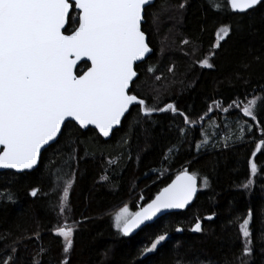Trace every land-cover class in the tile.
Returning <instances> with one entry per match:
<instances>
[{
    "label": "trees",
    "instance_id": "trees-1",
    "mask_svg": "<svg viewBox=\"0 0 264 264\" xmlns=\"http://www.w3.org/2000/svg\"><path fill=\"white\" fill-rule=\"evenodd\" d=\"M209 2L156 0L146 9L143 31L154 54L137 66L139 77L131 90L148 106L174 104L193 123L185 125L170 111L145 116L136 105L109 140L68 123L35 171L0 172V196L14 194L12 200L0 198V264L12 247V264H33L34 258L41 264H61L65 258L68 264H239L238 225L249 209L252 255L244 259L264 264V147L256 152L264 138V110L255 123L241 109L229 107L234 100L246 103L253 95L264 96V4L237 15L214 11ZM225 25L231 26L230 35L209 60L213 67H203L200 61L209 56L215 33ZM76 26L70 19L69 32ZM88 66L83 63L77 72ZM237 127L242 140L205 143L207 136ZM249 161L258 166L255 177ZM56 169L74 173L66 214L68 223H78L69 254L63 253V239L55 232L63 223L54 209L62 196L50 174ZM184 169L200 180V194L190 209L131 237L115 228L117 209L129 204L137 212ZM249 178L253 184L245 189L242 184ZM34 188L39 189L36 197L30 195ZM197 222L201 232L192 230ZM159 235L165 241L154 252H144Z\"/></svg>",
    "mask_w": 264,
    "mask_h": 264
},
{
    "label": "snow or ice",
    "instance_id": "snow-or-ice-1",
    "mask_svg": "<svg viewBox=\"0 0 264 264\" xmlns=\"http://www.w3.org/2000/svg\"><path fill=\"white\" fill-rule=\"evenodd\" d=\"M150 2L0 0V169H33L40 161L41 150L61 136L66 122L75 121L82 128L94 125L104 137H108L133 105L142 106L145 116L157 111H170L182 117L185 125L193 123L172 103L152 107L146 104L145 99L130 93L138 75L135 66L151 51L141 28L145 6ZM262 4L264 0H223V3L210 0L209 7L214 11L239 15L247 14ZM184 7L182 3L180 8ZM72 12H75V17L70 16ZM70 19H74L77 26L69 32ZM230 32V25L218 29L212 51L200 61L203 67H213L209 60L216 55L221 41ZM81 61L90 62V65L86 71L78 73L77 65ZM213 103L221 111L228 110L219 101ZM229 107L239 108L245 116L256 120L257 113L264 110V96L253 95L246 103L234 100ZM239 139L242 140L243 136ZM262 147L264 138L257 144L256 152H260ZM249 164L250 176L255 177L258 166L252 161ZM50 174L54 177V190L62 192L54 209H58L57 215L62 217L63 223L55 232L63 239V253L69 254L74 246L78 223H68L66 214L71 211L68 200L74 173L56 169L55 172L50 170ZM196 182V175L184 170L141 211L131 213L127 206L122 208L115 214V227L128 236L157 213L185 208L196 194ZM204 182L207 186V179ZM252 184L253 180L249 178L242 187L248 189ZM38 191L34 188L30 195L36 197ZM5 196L12 200L14 194L7 192ZM251 219L249 209L247 217L238 225L243 245L237 258L239 264H247L244 257L252 255ZM192 230L201 232V224L197 222ZM165 239V235H159L143 251L154 252ZM15 252L16 248L12 247L4 264H12ZM33 264H41V261L34 258ZM61 264H68L67 258ZM196 264L204 262L197 261Z\"/></svg>",
    "mask_w": 264,
    "mask_h": 264
},
{
    "label": "water",
    "instance_id": "water-1",
    "mask_svg": "<svg viewBox=\"0 0 264 264\" xmlns=\"http://www.w3.org/2000/svg\"><path fill=\"white\" fill-rule=\"evenodd\" d=\"M155 2H156V0H151L150 4L145 6V11H146V9H147L148 7L154 5ZM70 15H71V13H70ZM144 24H145V14H144V22L142 23V26H141L142 31H143V25H144ZM145 35H146V42L148 43V45H149L151 51L145 56L144 60H142V61H138V62H137L136 66H135L136 71H137V66H139V65L142 64V63H144L148 58H150V57L154 54V49H153V48L150 46V44H149V38H148V36H147L146 33H145ZM83 63H85V62H84V61H81L80 64L77 65V70H78V68H79ZM87 64L90 65V62H87ZM137 73H138V71H137ZM138 77H139V73H138L136 79L134 80L133 84L136 82V80L138 79ZM133 84H132V86H133ZM132 86H131V88H130V93H131V90H132ZM134 106H136V105H133V106L130 108L129 113H130L131 109H132ZM129 113H126V114H125V117L122 119L121 124L118 125V126H116V127H114L113 130H112V132L110 133V135H109L108 137H104V136L99 132V130L95 128L94 125H90L88 128H82V127H80L79 124L76 123L75 121H72L71 123L76 124L79 128H81V129L84 130V131H86V130H88V129H93V130H95V131H96V132H97V133H98V134H99L104 140H109V139H111L113 133H114L117 129H120V128H121L124 119L126 118V116H127ZM67 124H68V122H66V125H67ZM63 129H64V127H63L62 130H61V134H62ZM59 138H60V136L57 137V140H56V141L50 142L49 145H46L45 148L41 150V157H42L43 152H44L46 149H48L51 145L55 144V143L59 140ZM40 161H41V158H40ZM40 161H39L38 164H37L33 169H31V170L16 171V170H13V169H0V172H14V173H17V174L30 173V172L35 171V170L39 167V165H40ZM184 170H187V169H184ZM184 170H182L181 172H179L178 174H176V175L174 176V178L171 180V182H170L167 186H165L164 188L168 187V186H169V185H170V184L176 179V177H177L178 175H180ZM187 172H188L189 174H193V173H191L189 170H187ZM196 177H197V176H196ZM196 187H197V191H196L195 196L193 197L192 201H191V202H190L185 208H183V209H168V210H164V211H162V212H160V213H157V215H156L155 217H153L152 220H150V221H145L144 224H142L139 228L134 229V230H133L128 236H125V235H124V236H125V237H131V236L137 234L138 232H140V231H141L142 229H144L145 227H147V226H149V225H152V224L156 223L158 220H160L161 218L166 217V216H168V215L175 214V213L186 212L188 209H190V208L195 204V202H196V200H197V198H198V196H199V194H200V180H199L198 177H197ZM164 188H163V189H164ZM163 189H162V190H163ZM162 190H161V191H162ZM161 191H160V192H161ZM160 192H159V193H160ZM159 193H158V194H159ZM158 194H157V195H158ZM157 195H156V196H157ZM156 196H155V197H154L149 203H151V202L156 198ZM149 203H148V204H149ZM148 204H146L144 207H146ZM144 207H142V208H144ZM142 208H141V209H142ZM141 209L138 210V211H141ZM138 211H137V212H138Z\"/></svg>",
    "mask_w": 264,
    "mask_h": 264
},
{
    "label": "rangeland",
    "instance_id": "rangeland-1",
    "mask_svg": "<svg viewBox=\"0 0 264 264\" xmlns=\"http://www.w3.org/2000/svg\"><path fill=\"white\" fill-rule=\"evenodd\" d=\"M248 118H250V117H248ZM255 123L257 122V120H253ZM218 127V126H217ZM217 127H215V128H217ZM238 129H239V127H237V128H235V129H233V130H231V131H228L227 133H221V135L220 136H216V137H214L213 135H212V137H208L207 136V138H206V140H205V143H212L213 142V144L214 145H217L220 141L221 142H227V140H231V141H233V140H236L237 138H239V136L241 135V130L239 129V131H238ZM261 133V132H260ZM262 138H260L259 139V142H260V140H261ZM213 140V141H212ZM125 206H127V208H128V210H129V212H131V213H134L133 212V209H132V207H131V205H129V204H127V205H124L123 207H121V208H119V209H117L115 212H114V216H113V223H114V226H115V220H114V217H115V214L116 213H118L122 208H124ZM116 228V227H115ZM117 229V228H116ZM117 230H119V229H117ZM120 231V230H119ZM162 243V242H161ZM159 246V245H158Z\"/></svg>",
    "mask_w": 264,
    "mask_h": 264
}]
</instances>
